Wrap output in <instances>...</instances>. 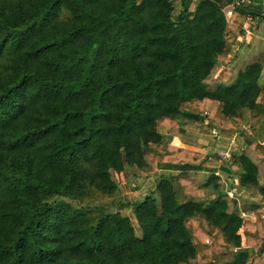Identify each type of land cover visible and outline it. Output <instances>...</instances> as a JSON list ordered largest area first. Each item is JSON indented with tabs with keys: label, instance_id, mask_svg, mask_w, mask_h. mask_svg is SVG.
<instances>
[{
	"label": "trees",
	"instance_id": "1",
	"mask_svg": "<svg viewBox=\"0 0 264 264\" xmlns=\"http://www.w3.org/2000/svg\"><path fill=\"white\" fill-rule=\"evenodd\" d=\"M255 19L264 0H0V264H264L263 62L227 69ZM179 122L229 155L171 144Z\"/></svg>",
	"mask_w": 264,
	"mask_h": 264
},
{
	"label": "crops",
	"instance_id": "2",
	"mask_svg": "<svg viewBox=\"0 0 264 264\" xmlns=\"http://www.w3.org/2000/svg\"><path fill=\"white\" fill-rule=\"evenodd\" d=\"M255 61L263 62L260 77L262 81L264 79V19L252 20L250 24L246 26L244 34L237 39L227 61V69L230 72L229 81H231L237 72L246 64ZM178 126L181 128L180 131L164 132L165 139L173 145L204 153L213 151L212 147L215 146L218 141L227 146L229 145L227 138L220 136L218 138L219 140H217V137L203 128L200 122H179ZM262 144L264 145V140ZM234 146H236V142ZM228 147H225V149L228 150ZM247 154L258 166L261 181L264 182V165L251 149H247ZM148 181L149 180H144L145 187ZM120 188L123 194H126L128 186L126 184H120ZM127 197L130 198V196ZM241 198L242 200L248 199L254 201L258 199V193L251 188L238 187L237 199L241 200Z\"/></svg>",
	"mask_w": 264,
	"mask_h": 264
},
{
	"label": "rangeland",
	"instance_id": "3",
	"mask_svg": "<svg viewBox=\"0 0 264 264\" xmlns=\"http://www.w3.org/2000/svg\"><path fill=\"white\" fill-rule=\"evenodd\" d=\"M175 2V6L176 8L179 7V0H174ZM216 81V79L214 78L213 82ZM217 140H219L218 138L220 137L219 135L216 136ZM227 141L229 145H231L233 142L232 139H228ZM228 145V146H229ZM227 145L223 144L222 142L218 141L215 146L212 147V150L211 152H217V153H220V152H225V147H228ZM132 173L131 171L129 170H125L121 173H118V174H114V178L118 181L119 184H126L128 186L127 188V192L126 194H123V192H118V196L121 198L123 197L124 195H127V196H130V198L133 199V197H137L138 195H140L142 192H144L145 190V186H144V179H142L141 177H138L136 179L133 178L132 176ZM198 178H203L205 175L199 173L198 175H196ZM242 200V198H241ZM243 200H248V199H243ZM133 218V216H132Z\"/></svg>",
	"mask_w": 264,
	"mask_h": 264
},
{
	"label": "built area",
	"instance_id": "4",
	"mask_svg": "<svg viewBox=\"0 0 264 264\" xmlns=\"http://www.w3.org/2000/svg\"><path fill=\"white\" fill-rule=\"evenodd\" d=\"M229 14H230V11L228 10L227 11V15H229ZM231 142H233V139H232ZM219 154L222 155V156H228L229 152H228V150H225V152L223 151V152H220ZM234 194H235V189L231 188V189L228 190V195L230 197L234 196Z\"/></svg>",
	"mask_w": 264,
	"mask_h": 264
}]
</instances>
